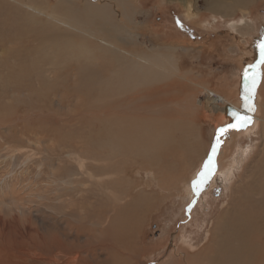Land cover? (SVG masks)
Returning a JSON list of instances; mask_svg holds the SVG:
<instances>
[{
	"label": "rangeland",
	"instance_id": "obj_1",
	"mask_svg": "<svg viewBox=\"0 0 264 264\" xmlns=\"http://www.w3.org/2000/svg\"><path fill=\"white\" fill-rule=\"evenodd\" d=\"M17 1L22 3L0 0V264H109L104 256L113 238L100 231V226H107L114 217L112 207L131 198L141 203L128 226L131 230L126 241L135 249L128 264H156L169 253L184 256L181 250L200 249L213 228H218L217 221L229 219L242 204H257L256 198H264V184L262 188L255 184L258 176H264L260 171L264 167H259L260 159L264 160V126L260 119L264 78L259 80L258 103L255 97L247 102L244 98L249 95L245 70L254 66L251 70L263 74L259 62L260 45L264 43V0H246L238 6H232V0H205L211 8L204 0H119L116 6L122 22L129 25L128 30L133 28V39L123 40L112 35L122 26L115 0H101L109 4L105 21L87 14L88 0H63L60 7L37 11L26 8L30 0ZM44 1L51 6L61 0ZM65 2H69L67 7ZM50 31L68 35L71 44L59 40L54 45L48 39L52 37ZM169 49L174 50L173 59L180 62L183 72L209 88L213 111L202 108L195 114L191 125L195 134L189 139L173 128L172 145L161 143L160 148H152L161 156L167 151L160 169L139 160L125 166L123 173L99 174L101 167L112 162L108 154L120 142L99 147L105 142L102 112L115 117L111 126L114 131L125 134L126 127L117 129V121L126 123L123 118L127 115L138 117L141 111L137 113V108L143 104L156 105L155 98L136 103L129 100L131 95L145 92L146 88H137L136 84L132 89L137 93L132 89L122 93V98L118 97L122 104L109 103L107 110L105 96H111L107 94L110 90L124 89L120 88L123 81L119 77L125 64L131 62L132 53H168ZM90 66L99 70L87 88L86 68L94 72ZM191 87L189 83L180 97L195 92L201 100L203 89L192 87V91ZM248 102L257 125L244 135L227 137L222 160L229 162L228 175L215 170L209 173L216 166L212 148L216 145L217 150L218 130L230 113L240 114ZM142 113L156 117L148 110ZM135 131L138 135L144 132ZM210 155L212 165L204 180L213 177V182L209 180L212 184H201L193 192L185 190L184 184L202 171ZM128 156L117 164L129 161ZM118 175L125 177L120 190L117 185L107 189L104 182ZM245 191L251 199L243 201ZM139 193L142 196L136 197ZM256 209L258 213L262 209L263 214L264 205ZM91 212L99 222L97 229L87 221ZM101 241L108 242L106 250H100L104 248ZM122 250L126 253L125 244Z\"/></svg>",
	"mask_w": 264,
	"mask_h": 264
},
{
	"label": "bare ground",
	"instance_id": "obj_2",
	"mask_svg": "<svg viewBox=\"0 0 264 264\" xmlns=\"http://www.w3.org/2000/svg\"><path fill=\"white\" fill-rule=\"evenodd\" d=\"M13 1L18 2V3H22V2L17 1V0H13ZM30 1L33 2V0H30ZM34 1L36 3H38V2L41 3L42 0H34ZM118 1L119 0H115L113 5L115 6V10H116V13L118 14V16L120 18V21L122 22V19L120 16L121 11H119L118 7L116 6ZM122 1L123 0H120L119 2H122ZM183 1L186 2L188 0H183ZM31 2L27 3L26 8L32 9V11H37V9L39 10V8L44 9V8H50L53 6L54 7H60L63 4V0H61L57 4H53L50 6V5H47L48 2L43 0L40 5L39 4L37 5L36 3H34L35 6L32 7ZM97 2H100V3H97ZM245 2H246V0H232V6L242 5ZM204 3L209 6V4L205 0H204ZM118 4H120V3H118ZM65 5L67 7L69 5V2H65ZM187 5H188V8L191 7L189 4H187ZM108 6H109V4L107 2L101 3V0H88L87 14L93 15L95 17H99L102 21H105V12L104 11ZM127 27H129V25L126 22H122L121 28L116 30L115 32H112V35L114 37H116L118 40H120V39H122V40L123 39H133V37L130 36V33H131L130 30H133V28L130 27L128 30ZM41 31L39 33L43 34L44 32L42 33ZM47 32H48V30H47ZM44 34H43V37H45ZM49 35H51L52 37L51 38L48 37V39L54 45H57L59 43L58 42L59 40L64 41V42L66 41L69 43V45L71 44V40L68 38V35L62 36L56 32H51ZM41 37H42V35H41ZM41 37H40V39H42ZM15 41H17V40H15ZM36 42H38V41H36ZM56 49L57 48H55V50ZM169 50L170 51L168 53H167V51H164V52H158V51L155 52L154 51L153 52V50H152V52H149V55H146L145 52H143V51L140 52L139 54L132 53L131 62L125 64V66L123 67V69L120 73V77H119V79L121 78L123 81L122 82L123 84H119L120 88H122V89L124 88L123 89L124 91L122 90L120 92H114V91L110 90V91H108L107 94H111V96H109V95L105 96L106 98L103 100L104 101L103 105L105 104L104 109L107 110L109 108V106H107L109 103L112 104L114 102H116V103L120 102L122 99L119 101L118 97L121 96L122 93L128 92L130 89H132V88L136 87V85H138L137 88L139 86L146 88L145 92H141L142 91L141 90V91H139L141 93L138 94L139 92L137 93V91H136L137 89L136 90L134 89L135 93H137V94L134 96L131 95L129 100L131 102L136 103V101H138L140 99L147 100V99L155 98L156 99V101H155L156 105H153V106L148 105L147 106L146 104H143L144 107H142V105H141L140 109L137 108V113H139L141 111L140 114H137L138 117L136 116L134 118L132 115H130L132 117L129 116L130 118L129 117L127 118L128 115L126 114L127 115V116H125L126 118H123V120L126 119V123L122 122V120L117 121L118 124H117L116 128L120 129L121 126L126 127L125 134L114 131L111 126L114 122L113 118H115V117H111V115L108 113V111L104 110L102 112L103 118L106 121V123L104 124V121L102 119L103 125H105V127H103L104 132L102 131L104 133L102 139H105L104 140L105 142L99 143L98 144L99 147H101L105 144H111L113 141H117V142L120 141V142H118L119 145L116 148H114L108 154L112 158V162L107 164V165L105 164V166L103 168L101 167L99 170V174L102 172H108V173L109 172L110 173H112V172L113 173L114 172L120 173L122 171L125 172L126 171L125 166H130L132 163L138 162L139 160L143 161L148 166L149 165L154 166V168L156 170L160 169L159 164H160L161 158H163V155L167 154L166 153L167 151L165 153H163V155L161 156V155H158L159 151L154 152V150H152V148L159 147V144H161V143L162 144L166 143V145L172 143V141H173L171 138L172 135H170V134H171V131L173 130V128H174V130L177 129L176 131H179L181 136H183V134H184L185 135L184 138L186 137L189 139V137L191 135L195 134L193 127L191 126L193 124V121H194L193 118H194L195 114L199 110H201L202 108H206L208 110L213 111L214 106L211 104V101H210L212 93L209 90V88L205 87L204 85H201L197 81H193L190 78V75L188 72H186V71L183 72V70H181V68H180V62H177L173 59V54H174L173 51L174 50L173 49H169ZM57 51L59 52L60 50L57 49ZM105 53H107V51ZM13 54L16 55V52ZM17 55L20 56L19 54H17ZM66 55H67V53H66ZM40 58H41V56H40ZM43 58H42V60H43ZM90 67L94 69V72H88L89 67L86 68V70H87V88L90 86L91 82L94 81V75L97 76L98 75L97 71L99 70V68L96 69L93 66H90ZM253 67L254 66L249 67L247 69V71L248 70L250 71L251 68H253ZM263 68H264V64H263ZM81 71H85V68L81 69ZM254 73L256 74V84H255V87L252 88L251 77L253 76ZM261 74L258 75L256 69H253L250 72H248V83L247 84L249 85V89H252L251 93H249L250 99L252 101L253 97H255L256 103H258L257 90H258L259 80H262L264 78V69H263L262 78H261ZM189 83H191L192 87L195 89H199V88L203 89V91L201 92L202 93L201 100H200V94L199 93L196 94L195 92L194 93L192 92L193 91L192 87H191L192 91H190V93L192 92L191 94H189V95L186 94L187 96L183 99L180 97L179 94L186 90L187 85ZM154 86H156V87H154ZM80 88L84 89V86L82 85ZM132 91H133V89H132ZM134 91L132 93H134ZM188 91H189V89H188ZM199 91H201V90H199ZM123 95H127V94H123ZM119 98H122V96ZM126 98H128V97H126ZM126 98L125 99L123 98V99L126 100ZM129 102L126 103V105L129 104ZM120 103L122 104V102H120ZM250 103L248 102L247 104L250 105ZM123 104H125V103H123ZM140 104H142V103H140ZM140 104H138V106ZM145 105L147 107H145ZM119 106H120V104H119ZM129 107H131V106H129ZM129 107H126V108L128 109ZM260 107L262 109V115L260 116V119H261V122L264 126V103H261ZM134 108H136V106H134ZM146 108H148V109H146ZM168 108H170V109H168ZM102 109H103V107H102ZM119 109L121 110V108H119ZM145 110L153 112L154 114H156V117L152 119V118L148 117L146 114H145L146 115L145 116L142 113ZM170 110H172L174 112H171ZM118 113H119V110H118ZM134 113H135V111H134ZM236 113H238V112H236ZM120 114H122V113H120ZM130 114H132V113H130ZM123 115H124V113H123ZM239 115L243 116V117H249V121L244 126H238L236 128H228L223 133L218 131V133H217L218 147H217V150L215 152V154H216V161H215L216 164L215 165L216 166H215V169H212L209 173H211V172L213 173L215 170V172L221 173V174L227 176L228 175V168L227 167L229 165V162L222 160L225 158L223 153H224L226 146H227V143H226L227 137L244 135L246 132L252 130L257 125L256 114H253L252 110H250L249 107H246V104L244 106H242V108L240 109ZM236 120H237L236 117H234L232 115V113H230L225 118V120L223 121L220 129L225 127L226 125H228L230 123L233 124ZM106 126H109V127H106ZM136 129L137 130L143 129V131H144L143 134L138 135L135 131ZM196 135H197V133H196ZM199 137H200V135H199ZM170 145H172V144H170ZM175 145H178L177 147H179V148L183 147L181 142H178ZM136 146H139V147L137 148ZM171 147H173V146H171ZM127 156L130 157L129 161L122 160L121 164H117V160H120V158L124 159ZM262 156H264V152H263ZM262 156H261V158H262ZM100 157H101L102 161L105 162V155H102ZM132 165H134V164H132ZM259 167H262V168L264 167V160L260 159ZM91 168H93V167H91ZM202 168H204V167H202ZM201 169H198V170H201ZM96 171H98V169ZM260 171H262V173L264 172V170H260ZM260 171L257 174H260ZM93 172H94V170H93ZM199 173H200V171L198 172V174ZM198 174L196 177L193 175L194 177L192 178V180H190L187 184H184L185 190H186V188H188V189L190 188L192 192H193V190H195L193 187V181L200 178V177H198ZM214 175H215V173H214ZM124 178L125 177L118 175V177H116L114 180H110L107 182L105 181L104 183H105V185H107V189H108V187H114V185H117L116 189L120 190L119 184L120 185L122 184V182L124 181ZM212 178H210L211 181H212ZM209 180L208 181L204 180L202 185H204L205 183H208V182H210L212 184L213 181L211 182ZM255 184H258L262 188V186L264 184V176H258L255 179ZM247 187L251 188V185L248 184V186H246V188ZM247 189H249V188H247ZM128 192H130V191H128ZM186 193H188V192H186ZM139 196H142V194L141 193L136 194V197H139ZM147 197L149 199V195ZM247 198L251 199V195H249L248 192L245 191L243 201L247 200ZM255 200L256 201H254V202H257V204L252 203V204H247V206L242 204L241 207L238 209L237 213H235V214L230 213L229 219L225 220L223 217L222 219L217 221L218 226L217 225L216 226L218 228L217 229H216V227H214L215 229L213 228V230L211 232V237L208 238L209 240L200 249H197L194 252H192L193 250H190V248H188L189 251L181 250L180 253L184 254V256L183 255L179 256L176 254L169 253L164 259L159 260L156 264H264V211H263V214H261L260 212L262 209L260 210L259 213L256 209V207L258 208V205L260 207H263L264 198L260 197V198H256ZM248 202H251V201H248ZM140 203L141 202L139 200H136V199L134 200L132 198L130 201L125 202V204L123 203V205H120L122 203H120L118 205L115 203L116 204L115 207L111 206L112 210H114V217L110 220V222L107 226H106V224H105V226H100L101 227L100 231L102 230V232H104L106 234L107 233L111 234V238H113L112 241H109V242H111V244L108 246L110 250L104 256L105 257L104 260L108 261L109 264H128V261L132 258L133 252L135 251V249L133 248L134 247L133 245L131 246L126 241V236H127L128 230H131V228L128 229L129 228L128 226L131 224L130 220L133 219L132 215H133V213H135L136 208L140 207ZM112 205H114L113 202H112ZM251 205H253V207ZM91 206H93V205H91ZM108 209H110V208H108ZM224 214L226 215V213H224ZM111 217H112V215H111ZM111 217H109V218H111ZM95 218H96V215L94 214V212L88 213L87 221H89V223L92 226L94 225L96 227V228L95 227L94 228L97 229L99 226V222L94 220ZM97 220H100V219L98 218ZM96 232H98V231H96ZM124 237H125V239H124ZM94 241H96V240H94ZM102 241L100 243H101V245L104 246V248L103 249L100 248V250H106L108 242L104 243ZM134 242H135V240H134ZM123 244H125L126 253H123V250H122ZM93 250H94V248H93ZM6 257H7V255H6ZM100 264H107V263L104 261H101Z\"/></svg>",
	"mask_w": 264,
	"mask_h": 264
},
{
	"label": "snow or ice",
	"instance_id": "obj_3",
	"mask_svg": "<svg viewBox=\"0 0 264 264\" xmlns=\"http://www.w3.org/2000/svg\"><path fill=\"white\" fill-rule=\"evenodd\" d=\"M261 47V60H260V64H264V43H262L260 45ZM251 67V66H250ZM245 78L246 80L248 79V71L247 69L245 70ZM251 81H252V88L255 87V84H256V74L254 73L253 76L251 77ZM247 87V85H246ZM252 89H248V92L251 93ZM245 101L247 102L249 99H250V95H245ZM246 107H249L250 110H254L251 108L250 105H248L246 103ZM234 117H236L238 123L236 124H228L226 125L225 127L219 129L218 131L223 133L225 132L228 128H236L238 126H244L247 124V122L249 121V117H243V116H240L238 113H233L232 114ZM216 152V145H213V148H212V154L214 155ZM212 164V155L209 156L208 160L205 162L204 164V168L203 170L199 173V179L197 180H194L193 181V187L194 188H198L204 181V178H206V174L210 171V166Z\"/></svg>",
	"mask_w": 264,
	"mask_h": 264
}]
</instances>
